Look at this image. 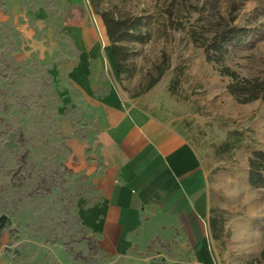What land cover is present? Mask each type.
<instances>
[{
	"label": "rangeland",
	"instance_id": "obj_1",
	"mask_svg": "<svg viewBox=\"0 0 264 264\" xmlns=\"http://www.w3.org/2000/svg\"><path fill=\"white\" fill-rule=\"evenodd\" d=\"M96 6L115 18H143L142 39L120 43L127 57L119 88L209 154L214 216L224 232L210 242V264H264V188L247 179L248 158L264 150V101L239 104L226 89L230 79L200 47L217 28L248 29L225 46L223 65L241 78L264 79V0H99ZM66 12L57 0H0L2 264H124L99 248L81 217L98 193L61 127L70 110L65 73L76 54ZM97 45L108 43L100 35ZM158 66L163 73L153 84Z\"/></svg>",
	"mask_w": 264,
	"mask_h": 264
},
{
	"label": "crops",
	"instance_id": "obj_2",
	"mask_svg": "<svg viewBox=\"0 0 264 264\" xmlns=\"http://www.w3.org/2000/svg\"><path fill=\"white\" fill-rule=\"evenodd\" d=\"M57 1L76 50L65 73L70 110L61 127L98 193L81 213L83 223L99 248L124 264H210V242L224 232L214 216L208 152L119 88L89 0ZM100 35L107 49H99Z\"/></svg>",
	"mask_w": 264,
	"mask_h": 264
},
{
	"label": "trees",
	"instance_id": "obj_3",
	"mask_svg": "<svg viewBox=\"0 0 264 264\" xmlns=\"http://www.w3.org/2000/svg\"><path fill=\"white\" fill-rule=\"evenodd\" d=\"M99 0H89L90 5L95 9V14L100 18L106 32L107 39L110 44L112 55L115 58L117 66V74L122 75L124 68L122 63L125 62L127 54L126 48L121 46L125 40L136 39L140 41V26L142 17H126L115 18L108 11L98 12L96 4ZM249 33L248 29L224 27L217 28L210 38H205L200 43V47L204 50V55L208 63H212L219 67V75L228 77L230 82L226 89L228 93L239 103L247 104L253 101H264V79L260 78H241L234 71L223 65V58L226 53L225 46L234 40L245 38ZM194 41H198L193 36ZM165 63V56L161 64ZM158 78L153 82L156 83L163 73V69L158 66ZM150 87H152V85ZM223 150H230V144H223ZM248 164V183L264 188V150L254 151L251 153L247 161ZM264 258V250L262 252Z\"/></svg>",
	"mask_w": 264,
	"mask_h": 264
}]
</instances>
